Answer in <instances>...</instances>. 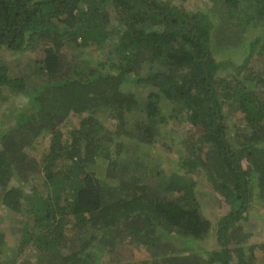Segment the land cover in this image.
<instances>
[{"label": "trees", "instance_id": "trees-1", "mask_svg": "<svg viewBox=\"0 0 264 264\" xmlns=\"http://www.w3.org/2000/svg\"><path fill=\"white\" fill-rule=\"evenodd\" d=\"M187 1L0 0V102L13 99L0 204L17 252L0 229V264L258 263L264 242L245 244L244 220L264 207V0H211L224 7L218 47L215 20ZM238 24L251 30L242 60L218 59ZM92 43L111 48L108 68L84 52ZM17 96L29 104L16 113ZM177 118L188 123L177 168L150 164L140 145L170 148L163 128ZM38 138L49 146L32 153ZM198 170L230 203L214 226ZM209 236L217 246L195 249Z\"/></svg>", "mask_w": 264, "mask_h": 264}, {"label": "rangeland", "instance_id": "rangeland-1", "mask_svg": "<svg viewBox=\"0 0 264 264\" xmlns=\"http://www.w3.org/2000/svg\"><path fill=\"white\" fill-rule=\"evenodd\" d=\"M151 1L155 3L156 0H151ZM187 2H188L187 5L192 12L194 13L206 12L210 14V16L215 20L214 28H213V34H214L213 41L215 45L218 47L219 40L217 38V34L219 31H222V28H224L223 26H225V24H221L217 11L223 10L224 7L213 4L211 0H188ZM58 25L60 28H63V26L67 27V29L71 28L67 17L64 16L58 19ZM256 29L259 30V28ZM250 32H251L250 28L244 30L242 29V26L239 24L238 26H231L227 30V33L226 32L225 33L226 36L230 35V38H232L233 42H230V44L225 46V48L222 47L221 51L219 52V55L217 52L218 59L221 60L230 59L234 62H240L244 56V47L242 45L246 41L245 37L250 36ZM239 35H243L242 36L243 38L241 37L240 39ZM219 47H221V45H219ZM84 52L88 54V56L91 57L94 56L95 58H98L101 61L102 68H108L109 66L108 60L112 58L110 54L111 48L108 46V44H104V47H99L96 44L92 43ZM142 91L144 93H149L150 91H152V88L151 87H147L146 89L143 88ZM155 93H158V90L155 91ZM15 99L14 101H17L15 103H18V105H16L15 107L16 113L21 111L24 107H26L29 104V100H27L26 98L24 99L22 96H17V98ZM12 102L13 99H8L6 103L0 102V117H2V115L4 114L6 104ZM169 108H170V102H168L165 105L164 111L165 110L167 111ZM65 125L68 130H72L75 125H78L77 116L75 114H72L66 120ZM187 129H188L187 121L185 119L181 120L177 118L176 120H174V123L169 124L163 128V132L166 137V140L168 141V144L171 147L163 148L159 146L156 148L151 147L150 149V147L147 144H142L140 145V149H139V152L142 154V158L147 159L150 164H154V166L156 165L157 167L162 165L165 169H169L172 166L177 168L178 160H180L185 153L183 139ZM47 146H49L48 141H46L44 138H38L34 143H32L28 147V150L32 153L39 154ZM193 175L194 178L196 179V190L204 214L211 219V222L213 224L212 226L217 225L221 215L225 214L230 209V203L226 200V198L223 195H221L215 190L208 177H206V175L202 171L198 170ZM8 214L11 213L8 210H6L3 205L0 204V229H2L6 233V238L8 239V243L10 245V247L7 250V253L9 256H16L17 255L15 249L16 245H14L16 238V234H14L16 223L11 226L13 220L8 216ZM247 215L249 216V219L244 220V225L246 227V230L251 232V235L249 236L248 239H246L245 244L250 245L252 243L264 242V207L258 204V202H255V204L253 203L249 207ZM212 237L214 236H209L207 237V239H201L199 240V243H194L195 249H197L198 245H201L206 249L212 248L213 246H217L218 238L217 237L212 238ZM133 250H134V254H133L134 258L142 259L146 255L144 249L142 247L136 246V244L134 245ZM198 252L203 255H207L206 250H199ZM256 252L259 258L257 264H264V252H262V249L260 247L256 248ZM30 255L33 256L32 253ZM16 258H17L16 264H22L21 263L22 257L18 255Z\"/></svg>", "mask_w": 264, "mask_h": 264}]
</instances>
